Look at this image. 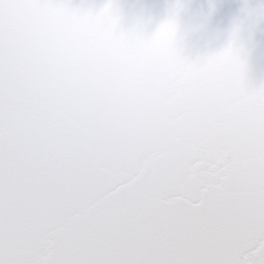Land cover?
<instances>
[{"label":"snow or ice","instance_id":"6c2138e0","mask_svg":"<svg viewBox=\"0 0 264 264\" xmlns=\"http://www.w3.org/2000/svg\"><path fill=\"white\" fill-rule=\"evenodd\" d=\"M182 8L0 0V264H264V0L197 55Z\"/></svg>","mask_w":264,"mask_h":264},{"label":"water","instance_id":"95a60500","mask_svg":"<svg viewBox=\"0 0 264 264\" xmlns=\"http://www.w3.org/2000/svg\"><path fill=\"white\" fill-rule=\"evenodd\" d=\"M177 2L183 5L180 25L181 31L187 32L186 50L197 55L212 50L217 37L227 34L246 3L256 4L259 0H120L127 14H147L157 21ZM249 59L253 78H260L264 75V31L255 33Z\"/></svg>","mask_w":264,"mask_h":264}]
</instances>
